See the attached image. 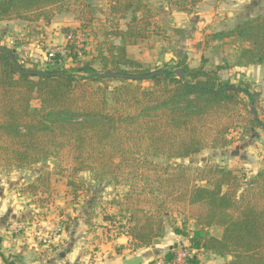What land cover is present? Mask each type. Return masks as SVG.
Returning a JSON list of instances; mask_svg holds the SVG:
<instances>
[{
	"label": "trees",
	"instance_id": "trees-1",
	"mask_svg": "<svg viewBox=\"0 0 264 264\" xmlns=\"http://www.w3.org/2000/svg\"><path fill=\"white\" fill-rule=\"evenodd\" d=\"M73 1L0 0V22L43 18L49 24L55 13L69 11ZM175 1L179 11L192 14L203 0ZM143 7L141 0H112V13L130 19L125 30L112 33L120 43L106 44L90 60L79 58L75 43H68L65 57L57 54L45 71L37 65L29 68L15 47L9 49L18 67L0 52V165L23 170L53 162L75 177L89 173L95 183L125 187V194L111 203L127 220L122 228L132 252L163 239L169 227L197 251L188 264H200L199 253L214 254L222 264H264V156L262 167L250 177L225 166L181 162L208 149H231L237 142L232 134L239 128L240 139L254 137L261 126L251 109L264 124L261 95L253 83L220 76L264 65V13L205 36L206 46L224 41L233 46L231 59L215 68L207 69L205 60L192 68L183 54L174 64L152 70L127 52L149 38V17L139 16ZM175 32L184 35L182 29ZM67 59L77 66L64 69ZM178 69L184 80L177 77ZM158 71L163 74L149 79L100 76ZM69 185L78 188L72 180ZM51 186V171H43L27 190L34 198L49 194ZM93 217L94 212L86 225L92 226ZM214 228L222 229L220 236L212 233ZM3 240L0 236V257L15 264L1 252ZM171 256L172 251L165 255Z\"/></svg>",
	"mask_w": 264,
	"mask_h": 264
},
{
	"label": "rangeland",
	"instance_id": "rangeland-1",
	"mask_svg": "<svg viewBox=\"0 0 264 264\" xmlns=\"http://www.w3.org/2000/svg\"><path fill=\"white\" fill-rule=\"evenodd\" d=\"M141 2L144 7L139 12V16L149 17L150 35L140 43L138 48L141 50L140 54L128 53V55L133 59L142 55L138 61L145 68L153 70L170 62L173 59L172 56L176 57L180 50L184 52L185 47L176 44V37L179 36L174 28L177 16L180 13L184 16H194L198 14L199 9L197 5L193 13L188 14L179 11L175 0H141ZM111 6L112 0H74L69 6V11L55 13L49 24L43 18L36 23L20 20L2 21L0 22V46L15 47L22 60L28 62L29 68L37 65L38 70L45 71L50 64L48 63L50 52L56 48H66L67 37L73 35L76 49L79 50V58L84 61L90 60L93 56H97L106 44L120 43V40L116 39L112 33L117 29L125 30L130 19L129 15L122 19L120 14L112 13ZM255 16L257 14L250 15L248 18ZM16 42L21 45H13ZM215 44H219H211L212 54L215 57L207 59L203 56L200 61L201 64L205 60L207 69L215 68L211 61L222 64L224 59L230 60L233 55V46L229 42ZM164 60L169 61L164 62ZM196 61H199V58ZM64 63V69L77 66L69 59ZM230 74H232L230 71H223L220 76L226 79ZM244 77L251 80L253 89L261 95L260 116L264 120V65L245 71L240 78L244 79ZM235 80L239 81V79ZM148 85L145 83V86ZM241 133L242 128L233 132L232 136L237 142L229 150L208 149L181 162L193 166L204 163L225 166L236 174H245L250 177L262 167L264 130L256 129L254 137L245 136L244 139H240ZM161 162L166 163L165 160ZM43 171H51L50 192L33 198L27 190V185L31 184ZM70 180L78 187L76 190L69 185ZM126 191L125 187L113 188L104 183H95L89 173H81L75 177L71 175L68 167H58L53 162L41 163L23 170L8 169L0 165V229L5 231L6 253L10 251L16 253L19 249L22 251V241L26 242V238L30 240V246L36 244L38 247L48 246L50 249H55L56 246H63L68 242L64 240L62 243L61 236L71 232L72 238L70 236L69 238L80 243L81 255H90V260L95 263L94 256L104 253L108 245V242L102 241L103 236L110 241L116 234L126 232L122 224L127 220H121L122 218L117 214V206L111 203L118 197L121 198ZM43 199L45 200L41 201ZM92 212H94L92 226L86 223L83 225ZM182 221L183 218L178 217L180 226ZM103 222L112 223V228L105 229L104 235L103 233L97 235L94 240L86 239L88 234L95 233L98 230L96 227ZM187 228L192 232L193 221H188ZM212 233L220 236L222 229L214 228ZM113 242L115 240L109 242L110 249L117 252L120 249ZM129 249L131 250V246ZM106 251L109 250L106 249ZM139 251L137 252L140 253ZM199 255L202 257L201 260H206V255L203 256L202 253ZM9 257L10 261L19 262L18 256L11 254Z\"/></svg>",
	"mask_w": 264,
	"mask_h": 264
},
{
	"label": "crops",
	"instance_id": "crops-1",
	"mask_svg": "<svg viewBox=\"0 0 264 264\" xmlns=\"http://www.w3.org/2000/svg\"><path fill=\"white\" fill-rule=\"evenodd\" d=\"M198 9V14L194 16H184V14L180 13L177 16L176 25L174 26L175 29L184 30L183 36L176 37V44L180 45L181 47H185L184 52L183 50H180L178 55H186L188 63L192 68H197L201 65L200 61L203 56L207 59H212L215 57L214 54H212L211 44L213 43L209 44L208 46L205 44V36L207 34L217 31L229 30L237 23L245 21L250 15H259L264 13V0H203L198 5ZM215 43L214 45H218ZM199 46L202 48L200 49ZM139 47L140 44L137 46H130L127 48V52L130 54H140L141 50H138ZM140 58H142V55L135 57V60H140ZM172 58L177 60L178 56H172ZM197 58H199V61H196ZM173 59L170 60L172 61V64H174ZM165 61L169 60H164V62ZM210 63H214L215 66L219 64L218 61H211ZM254 67L256 66L228 70L232 73L228 77L232 78L234 82H236L235 79L251 82V80L248 78L244 77V79H241L240 77H243V73L245 71H248ZM260 167L261 164L259 165V168ZM85 223L86 222L84 221L83 225ZM96 228L98 230L95 233L88 234L86 239L94 240L95 236L102 235V233L104 235L105 229L112 228V223L103 222V224L97 226ZM4 233V229H0V236L4 238L1 246V252L8 258H10L9 256L11 254L18 256L17 259L19 262H14L15 264H124L125 260L132 259L137 256L143 258L142 264H146L158 257L165 256L168 252L175 249L190 247L189 241L176 236L169 228L164 239L158 241L149 248L141 249V252L139 251L140 253L132 252L129 249L130 238L125 234H116L114 239L110 240H115L113 243L118 245L117 247L120 250L117 252H115L113 249H110L111 243H109V239H106V237L103 236L102 241L105 243L108 242V245L104 249V253H98L96 256H94L95 263H92L90 260V255H81L80 243L69 238V236L72 238L71 232H67L61 236L62 243H64V240L68 242L63 246H56L55 249H50L48 246L38 247L36 244L30 246V240L26 238V242L22 241V251L19 249L16 253L11 251L6 253L7 241ZM106 249L109 251L107 252ZM202 254L203 256L206 255L207 258L206 260H201L202 257L199 255L198 257L201 261L200 264H222L224 262L223 259L215 256L214 254ZM0 264H6L1 257Z\"/></svg>",
	"mask_w": 264,
	"mask_h": 264
},
{
	"label": "water",
	"instance_id": "water-1",
	"mask_svg": "<svg viewBox=\"0 0 264 264\" xmlns=\"http://www.w3.org/2000/svg\"><path fill=\"white\" fill-rule=\"evenodd\" d=\"M0 52L7 53L11 61L18 67L14 53L9 48L5 46H0ZM175 72L179 79L181 80L185 79V73L183 70L178 69ZM25 73L35 75V76H56L57 75L56 73H46V72H25ZM161 74H163L162 71L154 72L153 74L147 75V76H136V77H131L129 75H122V74H111V73L101 74L100 76L101 77L126 78V79H149L157 75H161ZM251 114L253 116V119L261 126V128H264V124L259 121L256 111L254 109H251ZM142 263H143V258L140 256L124 261V264H142Z\"/></svg>",
	"mask_w": 264,
	"mask_h": 264
},
{
	"label": "built area",
	"instance_id": "built-area-1",
	"mask_svg": "<svg viewBox=\"0 0 264 264\" xmlns=\"http://www.w3.org/2000/svg\"><path fill=\"white\" fill-rule=\"evenodd\" d=\"M74 43V36L69 35L67 37V44ZM66 50L65 48H56L51 51L49 54L48 63L54 65V59L57 54L61 55V57H65ZM61 66V64H60ZM197 254V251L188 247V248H178L172 251V256L170 258H166L165 256L158 257L146 264H188V260L193 258L194 255Z\"/></svg>",
	"mask_w": 264,
	"mask_h": 264
}]
</instances>
